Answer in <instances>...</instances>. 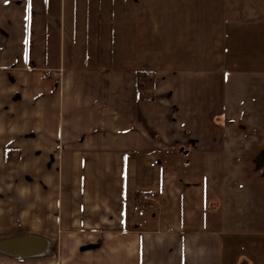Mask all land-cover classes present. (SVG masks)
I'll use <instances>...</instances> for the list:
<instances>
[{"label":"crops","instance_id":"0c3cea01","mask_svg":"<svg viewBox=\"0 0 264 264\" xmlns=\"http://www.w3.org/2000/svg\"><path fill=\"white\" fill-rule=\"evenodd\" d=\"M227 24L226 0H0V172L31 188L0 233L49 243L0 264L229 262L204 174Z\"/></svg>","mask_w":264,"mask_h":264},{"label":"rangeland","instance_id":"374dc122","mask_svg":"<svg viewBox=\"0 0 264 264\" xmlns=\"http://www.w3.org/2000/svg\"><path fill=\"white\" fill-rule=\"evenodd\" d=\"M226 4L225 73L208 76L209 88L223 89L224 146L209 160L204 174L212 214L229 237L227 264H264V0H226ZM4 162L8 165V156ZM0 173V211L6 222L14 212L10 201L31 188L12 186L15 171ZM17 174L18 179L26 177L24 171ZM49 216V221L55 218L51 211ZM1 232L0 241L29 235L14 234L7 227Z\"/></svg>","mask_w":264,"mask_h":264},{"label":"water","instance_id":"95a60500","mask_svg":"<svg viewBox=\"0 0 264 264\" xmlns=\"http://www.w3.org/2000/svg\"><path fill=\"white\" fill-rule=\"evenodd\" d=\"M48 245L45 238L25 235L0 241V250L18 257H38L47 251Z\"/></svg>","mask_w":264,"mask_h":264},{"label":"built area","instance_id":"2783aa9c","mask_svg":"<svg viewBox=\"0 0 264 264\" xmlns=\"http://www.w3.org/2000/svg\"><path fill=\"white\" fill-rule=\"evenodd\" d=\"M143 199L145 201L155 202L157 200L156 196L154 194L146 193L143 195Z\"/></svg>","mask_w":264,"mask_h":264},{"label":"trees","instance_id":"16d2710c","mask_svg":"<svg viewBox=\"0 0 264 264\" xmlns=\"http://www.w3.org/2000/svg\"><path fill=\"white\" fill-rule=\"evenodd\" d=\"M145 78V73L138 74V88L141 89L143 87V81Z\"/></svg>","mask_w":264,"mask_h":264},{"label":"bare ground","instance_id":"6f19581e","mask_svg":"<svg viewBox=\"0 0 264 264\" xmlns=\"http://www.w3.org/2000/svg\"><path fill=\"white\" fill-rule=\"evenodd\" d=\"M51 247V246H50Z\"/></svg>","mask_w":264,"mask_h":264}]
</instances>
